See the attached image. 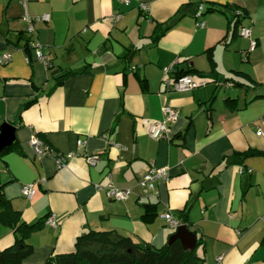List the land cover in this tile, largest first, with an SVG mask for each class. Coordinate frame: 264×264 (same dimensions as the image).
<instances>
[{
    "label": "crops",
    "instance_id": "crops-1",
    "mask_svg": "<svg viewBox=\"0 0 264 264\" xmlns=\"http://www.w3.org/2000/svg\"><path fill=\"white\" fill-rule=\"evenodd\" d=\"M226 6L236 9L221 12ZM200 7L205 12L197 18ZM209 8L216 11L206 13ZM234 12L243 16L241 27L252 28L254 51L240 35L226 45ZM45 15L49 20L34 22L28 34L25 17ZM168 23L173 26L155 42L157 25ZM28 41L50 56L52 69L34 48L25 50ZM4 54L12 62L0 66V132L6 123L15 126L16 146L0 157L2 193L26 223L50 215L58 224L31 236L33 254L23 264L72 253L77 238L92 231L161 249L176 232L164 216L179 219L187 206L206 264H264V157L247 159L244 172L225 161L264 151V0H0ZM171 66L194 69L193 80L205 85L168 91L176 73L164 69ZM66 70L78 74L55 87L53 72ZM227 81L243 87L229 88ZM165 106L179 117L169 139L155 141L148 128L163 119ZM34 135L55 152L81 155L65 167L39 159ZM95 156L99 161L90 164ZM151 163L169 167L172 177L147 196L139 184ZM109 184L133 193L115 201L96 189ZM27 185L36 188L32 201L22 195ZM149 205L156 207L151 222L143 219ZM14 242V232L0 224V251Z\"/></svg>",
    "mask_w": 264,
    "mask_h": 264
},
{
    "label": "trees",
    "instance_id": "trees-1",
    "mask_svg": "<svg viewBox=\"0 0 264 264\" xmlns=\"http://www.w3.org/2000/svg\"><path fill=\"white\" fill-rule=\"evenodd\" d=\"M191 4H189L190 6ZM188 5L186 6L189 7ZM185 8V9H186ZM236 8L226 6L221 12L232 11ZM214 8H209L206 13H214ZM203 10V14H204ZM182 13V10L179 14ZM241 14H233L231 19V37L230 41L226 45L232 43L238 36L239 30L242 24ZM173 25L158 24L156 27L155 42H158L163 35ZM30 49L29 41L25 45V50ZM53 68V66H52ZM50 68V69H52ZM195 70L179 71L176 70V79L180 77L191 75ZM78 74L77 72L66 70L65 72L54 71L53 79L55 80V87L62 84L63 80L72 75ZM239 77L245 78L249 81L248 86H258L256 82L251 80L246 74H236ZM213 76L212 74L209 75ZM204 77H207L204 76ZM229 82V81H227ZM215 83H218L217 81ZM233 83V82H232ZM234 84V83H233ZM237 87L243 85L237 83L234 84ZM54 89V88H53ZM237 101L227 99L226 103L233 105ZM30 105L26 104L20 111L19 117L22 114V110L28 108ZM212 106V104H211ZM16 144L11 148L5 149L1 154L5 155L10 151H13ZM263 156L264 151L257 149H249L245 152L234 153L231 156L225 158L226 164H237L246 171L244 163L251 157ZM154 205H149L146 208L143 219L147 222H151L156 216ZM191 206H187L180 214V221L183 225L189 226V213ZM50 215L41 218L39 221L33 224H28L22 219L21 212L15 210L11 203L4 197L2 193V187L0 186V224L4 227L11 229L15 235V242L12 246L0 251V264H23V261L29 258L33 254V247L29 244L31 236L43 230L46 227V221ZM264 245V238L262 240ZM202 246L200 240L197 241V248L194 251L186 252L179 240L172 244L167 243L163 248L156 249L150 244L138 242L132 237L123 236L117 232H100L92 231L88 234L82 235L77 238L75 242V250L72 253L61 254L51 257L46 264H206L205 258L198 252V249Z\"/></svg>",
    "mask_w": 264,
    "mask_h": 264
},
{
    "label": "built area",
    "instance_id": "built-area-1",
    "mask_svg": "<svg viewBox=\"0 0 264 264\" xmlns=\"http://www.w3.org/2000/svg\"><path fill=\"white\" fill-rule=\"evenodd\" d=\"M122 1L126 5H129L131 2V0H122ZM142 10L148 11V7L144 5L142 6ZM202 15H203V8L200 7L199 11L196 14V17L200 18ZM238 15H240V13H238ZM49 18H50L49 15H45V16H41L37 18H30L26 16L25 20L29 24L27 33L32 34L35 31L34 22H38V21L45 22V21H48ZM117 19H119V16L117 17ZM198 26L204 27L205 24L198 23ZM239 35L251 41L250 51H254L257 48L258 42L252 37L251 27H241L239 30ZM29 44L31 48H34L36 59L42 62L47 68H52L53 64H52L51 58L49 55H45L43 53L41 46L36 45L34 42H29ZM11 62H12V56L10 54H4L0 57V66H7ZM175 72H176V69H174V67L172 66L164 69V73L167 76ZM204 85L205 83L203 82L196 83L193 80L191 75L180 77L179 79L175 80L173 83H171L169 80L166 82L168 91L174 90V91H179V92L193 91ZM225 85L229 88L234 86V84L231 82L225 83L224 86ZM162 112H163V119L152 122L148 128L149 137L155 141L168 140L171 134V130H172L171 126L174 122L177 121L179 117L178 112L169 106H165L162 109ZM259 135H263L262 129H260ZM30 143L34 149L35 155L39 159H43L46 157H52L56 160L59 167H65L69 160L81 155L79 151L71 152L68 154H61V153L55 152L49 146L43 143L36 135H34L31 138ZM84 144H85L84 141H80L78 146L83 147ZM87 160L90 164L95 165L97 161H99V158L95 156L93 158H88ZM240 171L243 172V169L241 168ZM171 177H172V174H171V169L169 167L159 168L155 166V164L151 163V165L149 166L148 173L144 176L139 186L144 191H146L147 196H149L150 193L154 192L155 186L158 182H169L171 180ZM96 189L97 191L104 192L108 198L115 200V201H124L128 199L133 193L131 189H118L112 186L111 184L107 186L97 185ZM22 195L27 200L32 201L36 195L35 186L34 185L24 186L22 189ZM164 219L166 220L168 225L173 230H177L178 227L182 225L180 220L175 218L171 214H166L164 216ZM46 225L57 227L58 224L55 220V217L50 216L48 220L46 221Z\"/></svg>",
    "mask_w": 264,
    "mask_h": 264
},
{
    "label": "water",
    "instance_id": "water-1",
    "mask_svg": "<svg viewBox=\"0 0 264 264\" xmlns=\"http://www.w3.org/2000/svg\"><path fill=\"white\" fill-rule=\"evenodd\" d=\"M16 127L6 123L0 132V154L7 148H11L16 140ZM179 240L186 252L194 251L197 248V235L189 230L187 225H181L169 239V244Z\"/></svg>",
    "mask_w": 264,
    "mask_h": 264
}]
</instances>
